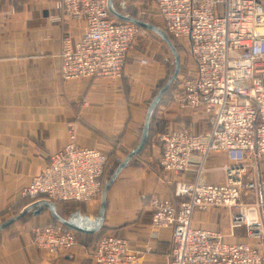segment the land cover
<instances>
[{"label":"built area","instance_id":"1","mask_svg":"<svg viewBox=\"0 0 264 264\" xmlns=\"http://www.w3.org/2000/svg\"><path fill=\"white\" fill-rule=\"evenodd\" d=\"M68 19L83 23L76 40L61 38L60 77L117 80L141 28L116 19L108 0H59ZM166 33L186 45L195 69L181 78L175 97L185 109H203L209 129L194 134L182 126L161 132L159 164L165 174H186L179 201L153 196V228L169 227L166 264H264V221L259 203L241 202L242 190H257L264 162V0H155ZM10 11L14 7L10 6ZM146 64L147 59H139ZM89 105L82 99L78 113ZM77 122L68 123V142L47 155L44 170L23 191L32 203L88 201L100 195L107 158L77 143ZM237 208L232 225L244 226L245 241L193 226L195 210ZM250 213L256 214L254 219ZM32 244L51 254L70 252L76 231L51 222L32 229ZM95 264H140L127 238L104 234Z\"/></svg>","mask_w":264,"mask_h":264},{"label":"crops","instance_id":"2","mask_svg":"<svg viewBox=\"0 0 264 264\" xmlns=\"http://www.w3.org/2000/svg\"><path fill=\"white\" fill-rule=\"evenodd\" d=\"M113 7L121 16L143 19L164 30L155 0H113ZM142 11L149 14L144 18ZM82 28V22L65 17L59 0H0V223L28 205H24L23 191L44 170L47 155L68 142L69 122H77L80 145L113 152L122 159L141 135L147 101L159 81L160 64L169 61L168 46L158 35L141 28L120 79L63 81L58 58L61 38L69 34L74 41ZM142 58L149 60L140 64ZM191 60L180 76L194 71ZM82 99L89 105L78 113ZM155 112L156 119L165 121L169 129L184 126L194 134L209 129L203 109L181 108L164 98ZM160 154L155 139L118 173L106 194L103 230L92 234L76 231L78 244L74 249L51 254L32 244V229L50 222L52 216L47 210L39 215L30 212L0 230V264H95L92 256L105 233L127 238L134 253L142 257L140 264H166L172 230L151 226L149 202L154 195L179 201L181 183L188 176L165 174ZM260 170L264 181V163ZM247 193L254 198L252 191L243 190L244 204L250 199H245ZM99 196L86 202L64 201L70 204L65 206V218L77 210L94 219ZM54 203L57 212L60 201ZM229 209L225 230L196 225L194 216L192 224L219 232L228 242L247 240L244 226L232 225ZM259 214L264 219V209Z\"/></svg>","mask_w":264,"mask_h":264},{"label":"water","instance_id":"3","mask_svg":"<svg viewBox=\"0 0 264 264\" xmlns=\"http://www.w3.org/2000/svg\"><path fill=\"white\" fill-rule=\"evenodd\" d=\"M108 10L111 13L112 16H114L116 19L121 21H127L134 23L135 25L139 26L140 28H144L146 30H149L156 35H158L161 40L168 46L170 51L172 52L174 56V62L175 67L172 75L170 76L167 83L157 92L155 97L151 100L146 116L145 121L142 127V133L140 136L139 143L137 146L132 149L130 152L126 154V156L121 160L120 164L117 166L113 174L110 176V178L106 181L104 187L101 191V197H100V206L98 210V215L94 219H90L89 217L82 215L79 211H73L70 213V215L67 218H64L60 216L56 212V205L54 202L47 201L45 199H41L35 202H32L28 204L26 207H24L20 212L16 213L15 215L9 217L8 219L4 220L0 223V230L10 226L11 224L19 221L22 217L29 214L30 212L33 215H39L43 210H47L53 219H55L60 224L74 230L78 231L80 233H87L92 234L96 233L99 230L103 229V219L105 214V206H106V194L112 185L114 179L118 175V173L132 160L133 157L137 156L140 151L143 149V147L146 145V138H147V132L150 126L151 119L154 117L155 108L159 104L163 94L168 89L170 84L174 81V79L178 76L181 64H180V57L179 54L171 42V39L169 35L160 27L156 26L155 24H152L150 22H146L143 19H136V18H130V17H124L121 16L116 10H114L113 7V0H108Z\"/></svg>","mask_w":264,"mask_h":264},{"label":"rangeland","instance_id":"4","mask_svg":"<svg viewBox=\"0 0 264 264\" xmlns=\"http://www.w3.org/2000/svg\"><path fill=\"white\" fill-rule=\"evenodd\" d=\"M142 13L144 14L143 15L144 18L146 16V14H149L146 11H142ZM180 46L182 47V49L184 48V46L181 43H180ZM167 51H168V48H167ZM180 55H183V57H180ZM180 55H179V57H180L181 71L179 72L178 76L174 79V81L168 87L167 93L163 96L164 98L168 99L172 104H176L174 99H175L177 93L179 92L180 85H181L182 76H180V74H182V70H185L188 67L187 65H191V63H192L191 56L186 52V49H184L182 51V54H180ZM148 60H149V58H148ZM148 60H147V62H148ZM172 63L173 62H171V61H167V63L160 64L161 70L159 73V81H158L156 87H161L167 83V81L169 80L170 76L172 75V73L174 71V64H172ZM154 90L155 89H153V91L150 95L149 101L151 100L152 96H154V94H153ZM156 110H157V108H156ZM156 113L157 112H155V116H156ZM155 139L158 142V135ZM260 174H261V171H260ZM261 176H262V174H261ZM109 178L110 177H108L107 180ZM262 181H263V178H262ZM252 192L254 194V198H252V194L247 193L245 195V199H247V198H250V199H247L244 202L248 205L255 204V203H261V206H263L264 205V183H261V184L259 183L257 190H252ZM255 192H257V194ZM100 196H101V193H100ZM66 205H70V204H65V203L57 204V212L59 215H61L64 218H65V206ZM228 209H229L228 207L226 208V207H219V206H213L209 210L197 209V210H195L194 215H193L194 221L196 220V225L208 226V227H213V228L214 227H220L223 230H225V228H226L225 226H226V223L228 220V214H229ZM263 209H264V207H260L259 211H263ZM231 212L233 214L234 213L236 214L237 208H231ZM196 218H198V219H196ZM262 220L264 221V219H262ZM237 234L238 233H236V236H237ZM241 238H242V236H241Z\"/></svg>","mask_w":264,"mask_h":264},{"label":"trees","instance_id":"5","mask_svg":"<svg viewBox=\"0 0 264 264\" xmlns=\"http://www.w3.org/2000/svg\"><path fill=\"white\" fill-rule=\"evenodd\" d=\"M164 31H166V29L164 28ZM170 39H171V42L173 43V45L175 46L178 54H182V47L180 46V43L175 40L174 38H172L171 36H169ZM168 53H169V61L173 62L172 64H174V67H175V62H174V56L172 54V52L168 49ZM182 56V55H180ZM167 63V62H166ZM165 85V84H164ZM163 85V86H164ZM156 87L155 90H154V96H152L151 100L155 97V95L157 94V92L163 87ZM168 89L165 91V93L163 94V96L167 93ZM162 96L159 104L161 103V101L164 100V97ZM151 100L147 101V106H149ZM159 104L157 105V107L159 106ZM156 107V108H157ZM148 108V107H147ZM155 108V110H156ZM169 127L170 126H166V122L165 121H160V120H157L156 117L154 116L152 119H151V122H150V126H149V129H148V132H147V138H146V144H152L154 143L155 141V138L157 137V135H159L161 132H164L166 131L167 129L169 130ZM141 133H142V130H141ZM141 136V135H140ZM139 140H140V137L137 141V143L134 145V148L137 146V144L139 143ZM106 155V158H107V162L105 164V167H104V172H103V175L101 177V180H102V188L104 187L105 183H106V180L108 177H110L113 172L115 171V169L117 168V166L120 164L122 158L116 156L113 152L111 153H105ZM26 202L24 203V205L27 204V202L29 203V199L25 198ZM59 202V201H58ZM60 203H63V202H60ZM19 212V211H18ZM16 212V213H18ZM26 217V215L24 217H22L20 220H23L24 218ZM19 220V221H20ZM4 221V220H3ZM2 221V222H3ZM51 223H54V224H58V222L52 218V220L50 221ZM103 230V229H102ZM105 234H108V233H105ZM102 236V235H101Z\"/></svg>","mask_w":264,"mask_h":264},{"label":"bare ground","instance_id":"6","mask_svg":"<svg viewBox=\"0 0 264 264\" xmlns=\"http://www.w3.org/2000/svg\"><path fill=\"white\" fill-rule=\"evenodd\" d=\"M192 58V57H191ZM198 110V109H197ZM194 111V110H193ZM76 131H77V129H76ZM76 140H77V137H76ZM78 143V142H77ZM79 144V143H78ZM80 145V144H79ZM84 146V145H83ZM264 163V162H263ZM243 191V190H242ZM25 198V197H24ZM39 200H41V199H39ZM36 201H38V200H36ZM67 201H73V200H67ZM35 202V201H34ZM60 202H64V201H60ZM77 202H86V201H77ZM205 210V209H204ZM15 215V214H14ZM255 215L256 214H254V213H250V215H249V217L251 218V219H254V217H255ZM13 216V215H12ZM193 219V218H192Z\"/></svg>","mask_w":264,"mask_h":264}]
</instances>
